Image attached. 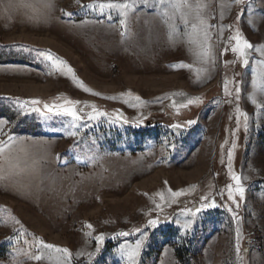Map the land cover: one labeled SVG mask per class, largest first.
I'll use <instances>...</instances> for the list:
<instances>
[{
  "label": "rangeland",
  "instance_id": "374dc122",
  "mask_svg": "<svg viewBox=\"0 0 264 264\" xmlns=\"http://www.w3.org/2000/svg\"><path fill=\"white\" fill-rule=\"evenodd\" d=\"M102 2L0 0V141L15 138L0 158V264H128L121 245L142 237L136 264H264V0H187L178 10L129 0L126 16L101 12ZM198 16L213 26L214 63L197 56ZM237 35L254 46L244 56L231 50ZM205 196L216 206L186 211Z\"/></svg>",
  "mask_w": 264,
  "mask_h": 264
},
{
  "label": "snow or ice",
  "instance_id": "6c2138e0",
  "mask_svg": "<svg viewBox=\"0 0 264 264\" xmlns=\"http://www.w3.org/2000/svg\"><path fill=\"white\" fill-rule=\"evenodd\" d=\"M152 2L158 8H165V6H171V7L176 8L178 10L179 9V3L183 2V3L186 4L187 0H178V2H174V0H152ZM243 2H244V0H234V3L237 4V5H240ZM132 3L134 4V0H132ZM145 3L147 4L148 0H145ZM131 6L132 5H130L129 0H123V2H121V0H105V2H102V3H100L98 5V7H99L101 12H103L105 8H107L109 11H111L113 9H116V10L119 11V14L121 16H126L129 8ZM9 7H11V0H9ZM84 7L95 8V7H97V5H86ZM221 7L222 8L223 7H227V5H221ZM199 10L200 9L198 7L197 8V12L198 13H199ZM66 14L69 15V16L72 15V13H66ZM162 15L165 16V17H168V12L165 10L162 13ZM197 18L199 19V16ZM222 18H223V12L221 13V19ZM181 19L184 20L185 25L188 24V20L184 19L183 14L181 15ZM120 23H121V25H124L125 24V20L121 19ZM199 26H200V31H201V34H202V43L200 45L201 51L197 53V56L199 57V59L203 63H210V62L214 63V60L212 59V48H211V45L209 43V41L211 40V37H212V34L209 32V28L213 27V26L207 25L206 21L203 20V19H199ZM169 27H170V36L176 35L177 34L176 25L175 24H170ZM228 27L231 28L230 25ZM192 28L195 30L197 28V25L193 24ZM219 32H220V34H222L223 26L220 27ZM229 40H230V42L235 41V46L232 47L231 50L233 52H239L241 56H244L246 54L245 50L253 49V47H254L246 38L243 39V42H242V45H241V41H240V38H239L238 35L229 37ZM227 51H228V49L225 48V52H227ZM256 51L261 52L262 54H264V48L256 47ZM48 59L52 60L51 55L48 56ZM259 63L261 65H264V61H259ZM244 64L245 65L248 64V60L247 59L244 60ZM188 67H191V66L189 65ZM253 76H254V79H253L252 83L255 86L256 83H257V81L255 79V76H256L255 72H253ZM261 77H262V79H264V72L261 73ZM85 90H87V89H85ZM225 91L226 92L228 91L227 84H225ZM239 91L240 90L237 88L236 92L239 93ZM137 99H139V98H137ZM198 101H199V98L188 99L187 103L186 104H182L181 107H188L189 105L197 103ZM252 102L256 103V101L254 99H253ZM24 103H28V102L26 101ZM30 103L31 104H38V103H40V101L32 100ZM75 103H79V102H75ZM173 105L175 106V102H173ZM92 107L95 108V105H93ZM258 107H259V105H258ZM45 108H47L48 111H52V108H49L48 105H45ZM33 111H39V110L38 109H33ZM62 111H63V113L71 116L74 121L83 120V117L78 115L77 111L74 108L63 107ZM104 115H105V113H102V112L101 113H97L95 115L89 114L88 118L92 119V120H95V119H98L100 116H104ZM246 119H247V116L245 114V120ZM5 123H7V122H0V133L3 132V126L2 125L5 124ZM188 123L189 124L195 123V121H189ZM71 127L75 128V127H77V125L74 123V124L71 125ZM172 127L176 128V127H178V125H172ZM67 134L71 135V136H75L76 132L75 131H71V132H68ZM14 141H15V138L14 137H10V136L8 137V142L0 141V158L7 159V157L4 156V153L12 147V143H10V142H14ZM229 160H231V153H229ZM2 178L3 177H0V179H2ZM232 178L235 180V185H236L235 191L237 193H239V196L241 198H243L245 189L241 185L240 177L233 176ZM228 189H229V191H228L229 198L230 199H234L233 193H232V190H231L232 189V185H228ZM169 192H170V194H171V196L173 198L179 197V196L185 194L184 190L172 191L171 189H169ZM158 195L160 196V199L162 201L165 199L163 193H158ZM207 200H208L207 196L202 197V201H207ZM215 206H216L215 201H212L211 203L204 202V203L201 204L200 208L195 209V211H193L192 209H187L186 211L188 213H190L194 217L197 212L201 211V209L215 207ZM156 207L160 208V205L157 204ZM229 210H231V209H229ZM158 222H159L158 220L153 219V220L149 221V224L152 225L153 227H155L158 224ZM86 227L91 229L93 226L89 223V224L86 225ZM184 228H185V230L190 229L191 228V221H188L184 225ZM137 231H139V230H137ZM89 235H91V233H89ZM118 235L119 236H128V235H130V233H128V232H120V233H118ZM144 236H146V233L144 234ZM103 239H104L103 234H100L99 236L96 237L97 241H103ZM39 243H40V246H42L44 249H55L56 252L62 253L63 254V259L65 261H69L70 260L71 251L69 249H67V248H59V247L54 246V245L45 244L42 240ZM142 246H143V237L140 240H137L134 245H121V255L123 257H126V259L128 261V264H136V261H137V258L139 256V252H140V249L142 248ZM97 251H99V248L97 249ZM81 255H82V253H81ZM29 258L39 261V260L43 259V256L37 254L35 256H29Z\"/></svg>",
  "mask_w": 264,
  "mask_h": 264
},
{
  "label": "trees",
  "instance_id": "16d2710c",
  "mask_svg": "<svg viewBox=\"0 0 264 264\" xmlns=\"http://www.w3.org/2000/svg\"><path fill=\"white\" fill-rule=\"evenodd\" d=\"M224 61H225V63L227 64V66H226L227 68L230 67V66H232V65H234L232 54L229 53V52H226V53H225V59H224ZM220 134H221V133H219V135H220ZM221 135H223V132H222ZM221 135H220V136H221ZM221 137H222V136H221ZM229 139H230V137L228 136V134H224L223 141L227 143V142H229ZM191 197H193V196H191V195L182 196V197L178 200V202H175L174 204H171L170 206H168V207L163 211V213L166 215L165 220H167L166 218H167L168 216H170L171 214H173V213L178 209V207H180V206L184 205L185 203H187V201H189V199H190ZM206 202L211 203V199H209V200L206 201ZM202 203H204V202H202ZM152 215H154V216L158 215V216H160V217H163L162 214H160V212H153ZM179 257H180V259H181L182 262H185V261H186V259L184 258V256H183L182 254H181V256H179Z\"/></svg>",
  "mask_w": 264,
  "mask_h": 264
},
{
  "label": "water",
  "instance_id": "95a60500",
  "mask_svg": "<svg viewBox=\"0 0 264 264\" xmlns=\"http://www.w3.org/2000/svg\"><path fill=\"white\" fill-rule=\"evenodd\" d=\"M146 124H148V122Z\"/></svg>",
  "mask_w": 264,
  "mask_h": 264
}]
</instances>
